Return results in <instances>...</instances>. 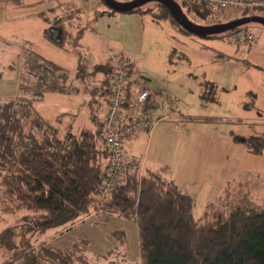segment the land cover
Returning <instances> with one entry per match:
<instances>
[{
    "label": "rangeland",
    "instance_id": "rangeland-1",
    "mask_svg": "<svg viewBox=\"0 0 264 264\" xmlns=\"http://www.w3.org/2000/svg\"><path fill=\"white\" fill-rule=\"evenodd\" d=\"M63 1L0 0V99L17 94L21 64L25 58L32 60L35 52L52 59H60L63 52L67 55L80 52L81 61L85 62L80 48L59 47L46 35H35L34 27L44 19L50 20L58 10L56 3L64 4ZM71 1L76 7L72 4L68 11H62L60 19H71L74 29L84 28L82 51L98 58L108 49L123 53L138 67L133 71V84L139 88L149 84L152 86L149 88L161 95L160 101H165L166 113L155 114L150 118L151 123L159 122L161 126L171 121L174 127L168 124L170 131L164 135L163 147L154 135L150 147L149 141L144 140L140 149L144 152L148 149L147 155L153 152V156L166 157L160 172L166 180H172L180 188L184 184L193 188L194 218L198 220L202 215L208 193L224 188L223 196L227 192L230 196L237 183L246 179L263 185L264 199V150L258 154L246 152L251 148L247 142H254L249 140L251 135L260 134L264 139L263 24L241 25L256 37V42L250 44L226 40L222 32L218 36L202 37L182 31L169 18L157 20L153 17V13H161L157 1H148L128 11L104 12L109 9L101 0ZM252 11L264 15V7ZM242 14V9L228 8L216 20L224 22ZM189 18L197 23H209L197 21L193 15ZM57 34L54 31V36ZM47 45L56 50H44L43 46ZM70 71V75L75 73L74 68ZM92 81L85 78L88 84ZM249 91L255 94L252 106H248ZM95 96H99L105 110L107 94ZM143 110L137 114V104L133 102L121 108L123 115L137 116L140 120ZM186 137L196 142H183ZM166 140L179 144L177 149L173 144L169 146V142L166 145ZM233 205L235 201L229 204ZM257 205L264 207L263 203ZM22 213L24 210L11 214L0 211V228L19 221ZM118 229L124 236L115 231ZM43 238L63 249L73 243L82 247L84 250L74 264H137L140 259L137 223L118 215L94 214L66 228L47 230ZM6 255L0 251V260Z\"/></svg>",
    "mask_w": 264,
    "mask_h": 264
},
{
    "label": "trees",
    "instance_id": "trees-1",
    "mask_svg": "<svg viewBox=\"0 0 264 264\" xmlns=\"http://www.w3.org/2000/svg\"><path fill=\"white\" fill-rule=\"evenodd\" d=\"M158 4L161 13H153L155 19L169 18L187 32L163 4ZM179 4L188 18L193 15L197 21L218 22L219 14L202 6L183 1ZM108 9L102 12L112 11ZM242 11L241 16H264L256 11ZM64 33L57 22L44 30V35L56 45L70 38V33ZM79 39L80 33L72 36L71 47L78 50ZM32 55V60L25 58L21 64L17 94L0 99V211L11 214L24 210L19 221L0 228V251L7 253L0 264H74L84 249L76 243L67 249L59 248L44 239V234L99 213L137 223V264H264V208L250 204L229 206L227 192L208 201L196 220L190 194L160 172L145 169L139 157L125 156L126 138L137 127H150L151 120L145 112L141 120L121 112L123 118L147 120L145 127L139 123L120 139L124 161L137 159L142 171L125 162L116 173L117 180L107 181L111 156L101 134L106 109L95 95H108L113 73L108 62L87 65L76 52V88L67 69L36 52ZM85 78L93 81L88 84ZM132 83L130 80L127 84L122 106L132 103ZM80 88L90 94V125H73L71 121L61 133L33 107V102L45 92L68 93ZM247 94L251 97L248 106H252L255 94ZM249 140H254L247 142L250 152L258 154L264 150L263 135H251ZM115 231L124 236L122 230Z\"/></svg>",
    "mask_w": 264,
    "mask_h": 264
},
{
    "label": "crops",
    "instance_id": "crops-1",
    "mask_svg": "<svg viewBox=\"0 0 264 264\" xmlns=\"http://www.w3.org/2000/svg\"><path fill=\"white\" fill-rule=\"evenodd\" d=\"M63 3H56V7H57V12L52 16L53 18L55 17L59 22L55 21L52 17L49 19H44V22H40L39 24H37L36 27H34V31L36 32L35 35H37V37H43L44 36V30L50 25V23H55L57 22L58 25H62L63 31L65 30V35L68 36L69 33L71 34L70 38H68V40L64 43V44H57V46L59 47H71V39L72 36H76L77 34L79 35L80 33V39H79V48L81 49V54L82 57L85 58V64L87 65H94V64H99V63H107V59H108V50H106V53L104 54V56L101 58H98L97 55L94 57L90 56V55H86L82 49H84L83 46V40L85 38L84 33L85 30L76 28H73V23H71V19L68 18H63L62 20L60 18H62V13L65 11H68L72 4L76 7L75 2H72L71 0H64ZM79 10L80 8L77 7ZM63 11V12H62ZM76 14L77 11H76ZM75 17V16H74ZM72 17V18H74ZM48 18V17H47ZM60 20H59V19ZM53 19V20H52ZM82 31V32H80ZM58 37V35L56 36ZM59 38V37H58ZM49 39V37L47 38ZM44 50L47 51H51V50H56L55 47H51V46H43ZM74 48L72 47V50ZM75 51V50H74ZM57 52V51H56ZM39 54V53H38ZM42 54V55H41ZM39 55H41L42 57L49 59L53 62H55L56 64H58L59 66L67 69L69 72L70 68H76V64H77V55L76 52H73V54L67 55L63 52V56L60 57V59H52L50 57H47L46 55H44L43 53H41ZM52 54V53H51ZM58 54V53H57ZM132 61V60H131ZM138 69V67L136 66V64L132 61V66L129 69V77L130 80L133 81V83H135V77H133V71ZM69 80H72L75 83V87L77 88V82L76 79L74 78V76L71 74L69 76ZM77 84V85H76ZM149 87H152L148 84ZM141 88H145L148 89L150 91L147 99L144 101V105L142 107V109H144L143 111L148 115V117L152 118L154 116H156L158 113L159 114H164L166 113V107H165V101H160L161 99V95H158L157 92L154 91L153 88H149L146 87L144 85L140 86ZM156 94V95H155ZM13 97V96H12ZM12 97H1L2 99H6V98H12ZM90 98V94L89 91H87L85 88L80 90L78 89V91H71L68 93H61L58 91H48L45 92L43 97L41 99H37L33 102V107L34 109L41 115L43 116L45 119H47L51 124H54L56 127H58V129L60 130V132L62 133V131H64V127L66 126L67 123L73 121V125L76 124H85V125H90L89 124V107L87 105V102L89 101L88 99ZM39 106V108H38ZM146 107L148 108L146 110ZM153 108H156V110H153ZM157 109L159 112H157ZM82 115H81V114ZM156 114V115H155ZM166 116H163L161 118H164ZM167 118V117H166ZM168 122V121H167ZM171 121H169L168 123H164V125L160 126L159 122H153L150 124V127L147 129L144 128H140L138 127V129L131 134L129 137L126 138L125 141V146L126 148H124V154L125 156H137L141 159V162L143 164V167L147 170H151V171H155V172H161L162 168L164 167V161L163 159H165L166 157H159V156H153V152L149 155L146 154V152H144V150L140 149V144H142V142L144 140H146L147 142L149 141V147H150V143H151V139L154 135H156V138L158 137V139L161 140L160 146L163 147V142H165V136L166 133H168L167 131H170L169 128H167V126H169L168 124L171 125L170 123ZM159 125V126H158ZM173 126V125H171ZM174 127V126H173ZM159 130V131H157ZM168 139V138H167ZM167 142H169V140H166V145ZM183 142H196L194 139L190 140V139H183ZM169 146H171L173 144V146H176V149L178 147L179 144L174 143V141H170ZM148 147V148H149ZM144 152V153H143ZM246 152H250L249 150H246ZM252 153V152H250ZM163 156V155H162ZM201 174V171H199L198 175ZM209 173H205V176H208ZM172 181V180H171ZM175 183V182H174ZM178 186V185H177ZM180 188V186H178ZM218 187V186H217ZM258 187V188H257ZM183 191L187 192L188 194L191 195V197H194V193L195 191L193 190V188H191V186H186V184H184L183 188H180ZM263 185L254 182L251 183L250 180L246 179L245 182L241 183L238 182L236 187L232 189L233 194L230 195L229 197L231 198L230 203H232V201L236 202V205H242V204H250V205H254L256 204V208H264L261 207L257 204L259 203H263L264 204V199H263ZM224 188L216 190L217 192H210L207 194V198L204 201V206L205 204L212 200L211 197H219L222 196L224 193ZM260 190V191H259ZM238 193V195L236 196L235 193ZM234 204V203H233Z\"/></svg>",
    "mask_w": 264,
    "mask_h": 264
},
{
    "label": "built area",
    "instance_id": "built-area-1",
    "mask_svg": "<svg viewBox=\"0 0 264 264\" xmlns=\"http://www.w3.org/2000/svg\"><path fill=\"white\" fill-rule=\"evenodd\" d=\"M130 1V0H123ZM188 5L202 6L214 14H223L228 8L242 9L249 12L255 7H264V0H181ZM223 38L229 41H243L247 43L256 42V37L245 27L239 25L227 29L223 32ZM107 62L112 66L113 73L111 77L110 89L106 99V112L101 125V134L106 146L110 150L111 166L108 170L107 181L112 183L116 181V173L119 172L124 163L133 169H140L142 165L137 159L124 161L122 156V144L120 139L131 132L135 125L146 126L145 120H131V117L123 118L121 116V107L126 94L127 84L130 81L129 69L132 61L123 53L108 49ZM133 95L132 102L137 104V114L140 113L144 101L147 99L150 91L145 88H139L133 83L131 85ZM147 121V120H146ZM121 127V128H120Z\"/></svg>",
    "mask_w": 264,
    "mask_h": 264
},
{
    "label": "water",
    "instance_id": "water-1",
    "mask_svg": "<svg viewBox=\"0 0 264 264\" xmlns=\"http://www.w3.org/2000/svg\"><path fill=\"white\" fill-rule=\"evenodd\" d=\"M148 1H157L163 4L171 16L179 23L186 31L196 35L206 37L209 35L218 34L226 31L235 26L242 25L247 22H259L264 26V16L261 15H246L237 17L224 22H217L211 24L197 23L188 18L182 10L181 5L175 0H130V1H117V0H103V2L112 10L128 11L135 7H139Z\"/></svg>",
    "mask_w": 264,
    "mask_h": 264
}]
</instances>
